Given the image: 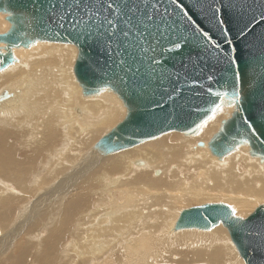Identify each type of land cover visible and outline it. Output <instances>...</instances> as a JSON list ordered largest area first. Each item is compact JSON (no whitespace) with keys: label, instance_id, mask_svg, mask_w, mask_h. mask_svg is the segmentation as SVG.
Segmentation results:
<instances>
[{"label":"bare ground","instance_id":"6f19581e","mask_svg":"<svg viewBox=\"0 0 264 264\" xmlns=\"http://www.w3.org/2000/svg\"><path fill=\"white\" fill-rule=\"evenodd\" d=\"M8 16L0 10V34L12 29ZM32 42L27 48L0 43L7 57L0 95H10L0 102V264H147L152 255L158 264L174 249L180 253L175 264H220L228 253L235 264H246L222 222L209 230L179 227L190 206L229 204L235 218L264 199V183L257 184L264 180V158L251 154L250 137L223 156L216 152L239 96H223L222 111L191 134L172 131L120 149L109 135L130 113L122 95L109 86L88 92L75 72V45ZM22 141L32 150L20 155ZM138 167L147 172L132 177ZM25 183L31 192L22 193ZM29 203L30 214L45 208L28 215ZM16 210L22 216L12 220ZM21 229L31 247L10 249ZM190 243L195 246L178 251Z\"/></svg>","mask_w":264,"mask_h":264},{"label":"water","instance_id":"95a60500","mask_svg":"<svg viewBox=\"0 0 264 264\" xmlns=\"http://www.w3.org/2000/svg\"><path fill=\"white\" fill-rule=\"evenodd\" d=\"M53 2L58 0H0L12 24L0 34V43L11 48H27L33 40L75 45L79 82L88 92L109 86L128 105L126 120L109 135L117 147H134L172 131L191 134L223 96L225 101L239 96L216 152L223 156L250 137L251 154L264 158V0H134L138 16L146 13L154 22L145 20L119 48L114 43L107 51L78 43L67 27L50 23ZM6 58L0 52V68ZM9 97L4 92L0 102ZM239 221L227 205H205L184 212L179 227L209 230L222 222L245 263L264 264V206Z\"/></svg>","mask_w":264,"mask_h":264},{"label":"snow or ice","instance_id":"6c2138e0","mask_svg":"<svg viewBox=\"0 0 264 264\" xmlns=\"http://www.w3.org/2000/svg\"><path fill=\"white\" fill-rule=\"evenodd\" d=\"M50 9L53 13L50 23L57 24L59 28L67 27L78 43L91 42L106 51L114 43L119 48L123 40L132 34L133 29L138 30L145 20L154 22V17L146 13L144 18L138 16L139 5L134 0H58L51 3ZM57 9L63 11L56 14ZM217 12L222 16L227 14L226 9H218ZM223 23L224 20L221 19L220 24ZM214 111L222 109L217 107ZM232 214L235 215V209H232Z\"/></svg>","mask_w":264,"mask_h":264},{"label":"rangeland","instance_id":"374dc122","mask_svg":"<svg viewBox=\"0 0 264 264\" xmlns=\"http://www.w3.org/2000/svg\"><path fill=\"white\" fill-rule=\"evenodd\" d=\"M7 55V54H6ZM5 89V88H4ZM9 100H11V98L9 99ZM8 101V100H7ZM6 101V102H7ZM22 144H23V141L22 142H20V143H16V145L18 146V147H20L19 148V154L20 155H22V154H24L25 152H27L28 150H32L31 148H29L27 145L26 146H24V147H21L22 146ZM261 160H263L262 158H261ZM147 163V162H146ZM140 164V163H139ZM33 169L32 170H30V172H29V177L30 178H32L33 176H35L36 174H37V172H38V170H39V167L37 166V163L36 164H34L33 165ZM137 169V171H136V173L132 176V177H135V176H137L138 174H141V173H146V172H141L143 169H140L139 167L138 168H136ZM253 169H256L255 167H252V170ZM157 170H160V168H156V169H154V170H152V172L154 173V171H156L157 172ZM201 173H202V171H197V174H196V177H197V179H199L200 178V175H201ZM155 174V173H154ZM157 174V173H156ZM153 175V174H152ZM157 175H159V174H157ZM0 178H2V175H0ZM261 180V179H260ZM31 182H33V180H31ZM2 183V182H1ZM264 183V180H262V181H259L258 180V182H257V184H258V186L260 187V185L261 184H263ZM30 184L31 183H25L24 184V186H23V192L21 191V190H19V189H17V190H19V191H21L22 193H24V192H31V189L29 188V186H30ZM12 186H11V188H10V186H9V191L8 192H11L10 190H12ZM133 194H131V196L132 197H134V196H136V193L135 192H132ZM30 194V193H29ZM30 195H33V193H31ZM21 201H23V200H21ZM122 202V201H121ZM200 203H204V202H200ZM31 205V206H30ZM185 205V204H184ZM205 205H219V204H217V203H215V201H213V202H209V203H207V204H203V205H201V206H205ZM224 205V204H223ZM229 207H230V205L229 204H227ZM200 206V205H199ZM198 205H194V206H190V208H194V207H199ZM262 206H264V199L262 200V201H260L259 203H257V204H255V207L253 208V210L252 209H250L249 211H247L244 215H239V216H237V217H241L242 219H237V217H235V219L236 220H240V221H243V220H246V219H248L252 214H254L255 212H256V210H258L259 208H261ZM186 207H189L188 206V204L184 207V208H186ZM44 206H42L41 207V210L39 211V212H33L32 214H30L31 213V211L34 209V204H32V203H29V210L26 212V214H28V215H35L36 214V216L35 217H37L38 216V214H40L43 210H44ZM166 208V207H165ZM155 212H159V209H158V207L157 208H155V209H153ZM17 213V210L15 211V213H14V215H12L11 216V219L12 220H14V219H17L18 217H20V216H22V214H19V216L16 214ZM86 217H89V215H86ZM25 219V218H24ZM35 220V219H34ZM239 221V222H240ZM21 222H24V220L22 219L21 220ZM154 218H153V221H152V223L154 224ZM161 224V223H160ZM93 227H95L94 225H92ZM141 233H143L144 235H147L148 234V231L147 230H142L141 231ZM147 233V234H146ZM154 234H155V241L157 240V242H158V239L156 238L157 237V233H158V231L157 232H153ZM22 229L20 230V232H19V238L12 244V245H10V246H8V247H11L10 249H12V248H19V249H24V248H30L31 247V243H28V239H31V238H27V237H25L24 236V233L22 234ZM151 237L153 236L152 234H149ZM24 237V238H23ZM68 237V236H67ZM69 238V237H68ZM68 238H67V241L64 243V244H66L67 245V242L69 241L68 240ZM134 238H136V237H134ZM70 239V238H69ZM229 239H231L232 240V237H231V235H230V232H229ZM25 240V241H24ZM72 240V239H71ZM86 241H85V237H83L82 238V242H80V243H85ZM80 243H78L77 245L79 246V244ZM14 245V246H13ZM157 245V244H156ZM192 246H195L194 244H189V245H185V246H183L182 248H178V251H182V250H186V249H189V247H192ZM7 247V248H8ZM156 248V247H155ZM194 249H197L198 247L196 246V247H193ZM10 249H9V251H10ZM164 252V251H163ZM183 252H186V251H183ZM188 252V251H187ZM179 255H180V253L179 252H177V250L175 251V249H174V251H173V253L170 255L169 253L168 254H166L165 252H164V256H163V258H161V259H158V264H175V262H177V261H179L178 259L180 258L179 257ZM228 255H229V259H225L224 258V260L223 261H221V263L220 264H235V263H237V261L238 260H236L235 258H234V256L232 255V254H230V253H228ZM239 255H240V253H239ZM241 256V255H240ZM231 258V259H230ZM154 259H156V257L154 256V255H152L151 257H150V259L148 260V262H147V264H155V260ZM185 259H187V258H185ZM188 261V260H187ZM184 264H205V263H203V262H201V261H190V262H188V263H185V260H184V262H183ZM28 264H33V259H31L30 260V262L28 263ZM36 264V263H35ZM79 264H80V262H79ZM92 264H99V263H97V262H95V263H92Z\"/></svg>","mask_w":264,"mask_h":264}]
</instances>
